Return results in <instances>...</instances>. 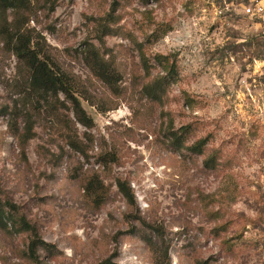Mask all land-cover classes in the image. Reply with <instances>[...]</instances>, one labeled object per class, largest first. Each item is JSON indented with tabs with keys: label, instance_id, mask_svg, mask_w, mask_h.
Listing matches in <instances>:
<instances>
[{
	"label": "rangeland",
	"instance_id": "rangeland-1",
	"mask_svg": "<svg viewBox=\"0 0 264 264\" xmlns=\"http://www.w3.org/2000/svg\"><path fill=\"white\" fill-rule=\"evenodd\" d=\"M250 3L20 0L8 23L67 78L94 128L62 94L31 91L0 33V211L11 217L0 264H264V19L245 14ZM85 43L117 72L113 87L85 65ZM173 65L163 104L146 99ZM186 126L187 147L209 139L203 156L171 147L169 130Z\"/></svg>",
	"mask_w": 264,
	"mask_h": 264
},
{
	"label": "trees",
	"instance_id": "trees-1",
	"mask_svg": "<svg viewBox=\"0 0 264 264\" xmlns=\"http://www.w3.org/2000/svg\"><path fill=\"white\" fill-rule=\"evenodd\" d=\"M20 0H0V33L7 41V47L14 53L20 62L29 70V85L33 92H41L51 97L62 94L66 100L72 106L73 116L77 124L87 130L94 128V121L88 116L83 108L80 100L77 98L72 85L67 78L57 75L54 71L44 52L35 44L32 40H27L21 35V28L15 20L13 23H8V14L11 10H18ZM139 52L141 46H138ZM83 60L87 68L92 74L105 83L106 85L113 87L118 81V74L113 69L112 65L104 58L100 53V50L88 43L84 44V50L82 52ZM157 62L163 65L167 62L165 57H157ZM142 66L147 74L150 73L151 67L148 64L147 58L142 54L141 56ZM165 76H160L153 79L150 83L142 88L144 97L153 103L163 104L166 96L167 87L176 81L177 73L176 66L164 67ZM33 107V104H32ZM39 113V112H38ZM189 126L182 127L178 131H174L173 128L169 130L170 144L174 150L181 151L185 149L194 156H203L209 143V139H200L197 142L186 146L189 135ZM71 148L77 152H80V148L71 142ZM204 167L207 170L213 171L217 168V160L215 156L208 157L204 161ZM96 181L90 182L87 185L86 192L90 195L97 193L101 190V186H96ZM117 187L123 197L131 203L133 201V194L129 187L123 182L118 181ZM1 226L5 227L10 223L11 217L4 210L0 211ZM25 223L23 224V227ZM42 243L33 241L29 246V257L31 260L37 261V253ZM101 264H113L111 258L105 260Z\"/></svg>",
	"mask_w": 264,
	"mask_h": 264
},
{
	"label": "built area",
	"instance_id": "built-area-1",
	"mask_svg": "<svg viewBox=\"0 0 264 264\" xmlns=\"http://www.w3.org/2000/svg\"><path fill=\"white\" fill-rule=\"evenodd\" d=\"M244 12L251 18L264 19V4L259 0H251L248 7H244Z\"/></svg>",
	"mask_w": 264,
	"mask_h": 264
}]
</instances>
